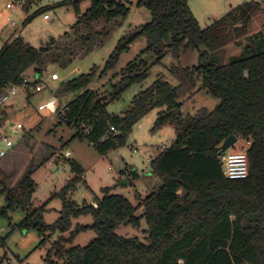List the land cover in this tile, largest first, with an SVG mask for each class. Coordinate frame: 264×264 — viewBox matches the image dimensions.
Masks as SVG:
<instances>
[{"label": "trees", "instance_id": "obj_1", "mask_svg": "<svg viewBox=\"0 0 264 264\" xmlns=\"http://www.w3.org/2000/svg\"><path fill=\"white\" fill-rule=\"evenodd\" d=\"M15 1L27 7L32 0ZM80 1L67 0L59 5ZM89 1L90 7L78 16L76 27L101 19L111 24L129 13L127 0ZM135 5L150 12V22L133 37L118 41L101 70L94 66L61 82L54 97L59 121L74 128V138L87 141L101 155L123 146L132 127L157 109L153 131L168 126L175 135L173 143L151 162L161 187L139 199L136 206L112 194L110 188L102 190L100 199L79 206L68 193L80 180L82 170L70 162L74 176L59 194V217L46 224V204L32 205L36 184L28 169L14 188L2 186L0 196L5 205L0 207V216L7 218L15 210L24 213L11 229L36 231L41 237L39 246L49 242L46 264H264V38L244 44L246 56L221 62L225 47L240 46L239 41L247 36L260 3L244 1L206 28H200L187 0H135ZM138 38L145 39L146 47L121 70L119 80L109 93L105 92L107 100L98 102L101 96L89 86L112 70ZM89 39L88 35L82 40ZM54 44L52 41L35 49L18 35L5 44L0 50V93L12 86L22 87L30 68L41 76ZM193 52L198 54L197 64L181 65V56ZM167 56L176 62L167 70L176 85L159 74L120 115L107 111L110 102L130 86L144 82L151 68L161 66ZM200 91L218 100V105L184 114L183 106ZM63 101L66 103L60 111ZM230 136L250 143L244 179L228 180L222 174L219 147ZM139 209L142 214L137 216ZM82 216H90L92 223L71 230L73 220ZM122 225L142 230V238L119 235L117 230ZM87 231L95 238L84 247L74 245L75 237ZM67 232L69 235L64 236ZM56 234L59 237L51 242ZM0 245H4L2 238Z\"/></svg>", "mask_w": 264, "mask_h": 264}, {"label": "rangeland", "instance_id": "obj_2", "mask_svg": "<svg viewBox=\"0 0 264 264\" xmlns=\"http://www.w3.org/2000/svg\"><path fill=\"white\" fill-rule=\"evenodd\" d=\"M11 1L14 0H0V50L15 35L20 36L24 43L35 49L47 46L52 41L56 42L44 60L42 75L36 76L32 71L25 74L28 80L33 77L34 80H39L37 84L41 85L43 90L34 93L24 86L19 87L17 92L10 95L7 102L0 107V134H6L13 142L15 141L16 136L12 135L10 123L22 125L23 129L20 130L19 135L32 132L34 141L30 143V157L26 167L31 169L35 165L38 166L31 171V178L36 184L32 205L38 207L46 204L44 222L52 224L59 217L58 212L62 207L59 194L74 176L70 162L77 163L82 170L80 180L68 193L69 199L79 206L100 199L102 190L106 188H110L112 194L127 198L134 206L140 202L139 199L142 200L151 193L157 192L161 187V181L152 173L151 162L173 143L175 137L172 127L167 126L153 131L157 109L150 111L132 127L123 146L110 150L105 155L99 154L87 141L74 138L76 130L59 121L58 110L50 114L37 109L39 105L54 97L55 90L61 82L87 73L94 66L101 70L118 41L133 37L138 34L142 25L150 22V12L144 7H137L135 0H127L129 13L126 18L111 24L101 19L90 25L76 27L78 16L84 14L90 7L89 0H82L76 5H59L67 0H32L27 7H24L22 2L15 5L14 11H9L5 8V4ZM187 1L200 28H206L239 2L241 4L250 0ZM255 1L260 3V9L250 21L247 36L239 41L240 46L234 44L226 46L221 62H227L232 56H246L247 53L242 52L243 45L264 38V0ZM44 15L48 18L44 19ZM88 35L90 39L83 42L82 39ZM145 47L144 38L136 39L128 50L120 55L113 69L102 78L95 79L89 89L100 96L106 95L105 92L109 93L111 86L119 80L121 70ZM255 51V47H252V52ZM197 58V52L188 53L181 56L179 62L183 66L192 67L197 64ZM175 63L171 56H167L161 66L151 68L150 75L144 82L130 86L119 99L110 102L107 111L120 115L139 91L148 87L159 74H162L170 84L176 85V81L167 71ZM53 73L59 76L58 81L50 79ZM28 94L31 96L27 97ZM66 101L61 102L60 111L63 110ZM218 103V100L200 91L183 106L182 112L193 115L199 108L212 110ZM245 149V142L238 139L226 152L239 153ZM1 150L5 148L0 140ZM66 151L70 152L71 156L64 159L63 155ZM6 160L8 155L0 158V162ZM131 173L137 176L132 177ZM5 178L6 176L0 177V190L2 186L7 188ZM120 180H126L127 184L119 185ZM4 205V197L0 196V207ZM141 214L142 209H139L136 215ZM23 217L24 213L21 210L9 213L7 218L0 216V238L4 239V245H0V264H46L45 258L50 243L45 242L39 246L41 237L34 230H21L17 227L11 229ZM90 223H92L90 216H82L73 220L71 230L75 226ZM141 227L146 228L144 220L141 221ZM141 231L122 225L117 233L125 237L142 238ZM68 235L67 232L64 236ZM58 237L59 235L56 234L50 241ZM94 238L93 232H83L75 237L73 244L84 247Z\"/></svg>", "mask_w": 264, "mask_h": 264}, {"label": "built area", "instance_id": "obj_3", "mask_svg": "<svg viewBox=\"0 0 264 264\" xmlns=\"http://www.w3.org/2000/svg\"><path fill=\"white\" fill-rule=\"evenodd\" d=\"M21 3H22L21 1H15V0L11 2H7L5 4V8L9 11H14L15 5L21 4ZM43 18L47 19L48 16L44 15ZM50 79L52 81H58L59 76L56 73H53L50 75ZM37 82L38 81H35V80L31 81V80H28L27 78H24L21 85L25 87L29 83H34V85L30 88V90H32L34 93H39L43 90V88L41 85H38ZM18 88H19L18 86H12L8 88L6 91H3L2 93H0V107L7 102L10 95H13L17 92ZM57 108H58L57 100L55 99V97H53L49 99L48 101H46L45 103L39 105L37 109L38 111H46L51 114H54L56 113ZM12 128H13L12 132L13 134H15L19 132V130L22 128V125L17 124L16 126H13ZM110 130L112 132H115V130L112 127L110 128ZM0 140L3 143L5 150L13 147V142L9 136H6V135L0 136ZM245 144H246V149L243 150V152H239V153L225 152L223 154H220L219 160H220V164L222 167V174L224 178L228 180H240V179H244L247 177L248 161H247V156H246V150L249 147L250 143L245 142ZM5 150L0 151V158H3L6 155ZM63 157L64 159L69 158L70 152L66 151Z\"/></svg>", "mask_w": 264, "mask_h": 264}, {"label": "crops", "instance_id": "obj_4", "mask_svg": "<svg viewBox=\"0 0 264 264\" xmlns=\"http://www.w3.org/2000/svg\"><path fill=\"white\" fill-rule=\"evenodd\" d=\"M14 37H12V39ZM30 71L33 72V68H30L25 74H28V72H30ZM33 74H34V72H33ZM31 80H34V77L31 78ZM36 81H39V80H36ZM9 114L12 115V113H9ZM17 124H19V123H17ZM16 125L13 123H10L11 128L13 126H16ZM22 129H23V127L20 130H22ZM12 130H13V128H12ZM20 130H19V132H20ZM19 132L15 133V134H13V132H12V135H15L16 137H15V141L14 142L12 141L13 147L6 150L5 156L8 155V160L0 162V177L6 176V178H5L6 184L5 185L8 189L14 188L21 181L23 175L28 170V167H26V163L30 157V143H32L34 141V139L32 138V132H28V133L24 132L21 135H19ZM3 135H6V134H0V136H3ZM26 138H27V141H26ZM70 156H71V154H70ZM17 167H18V169H17ZM37 167L38 166L35 165L30 170L32 171L33 169H36ZM35 190H36V188H35Z\"/></svg>", "mask_w": 264, "mask_h": 264}, {"label": "water", "instance_id": "obj_5", "mask_svg": "<svg viewBox=\"0 0 264 264\" xmlns=\"http://www.w3.org/2000/svg\"><path fill=\"white\" fill-rule=\"evenodd\" d=\"M107 100V96L104 95V96H101L97 99L98 102H101V101H106ZM237 142V138L235 136H230L228 137L219 147V152L218 154H223L225 153L226 151H228V149H230L235 143ZM119 185H122V184H127V181L126 180H120L118 182Z\"/></svg>", "mask_w": 264, "mask_h": 264}]
</instances>
